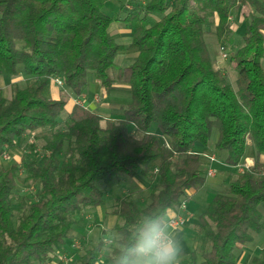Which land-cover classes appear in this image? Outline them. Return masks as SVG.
<instances>
[{"label": "trees", "instance_id": "16d2710c", "mask_svg": "<svg viewBox=\"0 0 264 264\" xmlns=\"http://www.w3.org/2000/svg\"><path fill=\"white\" fill-rule=\"evenodd\" d=\"M123 19L106 16V0H0V77L21 73L26 87L13 86L7 100L0 91V157L16 138L51 129L42 145L41 163L26 164L27 178L40 188L34 202H20L14 225L12 195L19 167L0 170V264H48L63 254L85 209L104 206V191L120 176H147L153 167L156 185L140 208L124 195L114 200L111 215L116 236L130 231L145 210L176 215L181 205L200 192L206 180L196 144L208 145L217 129L215 149L225 164L238 166L251 145L253 166L217 193L197 220L202 240L198 251L183 252L186 264H237L239 247L250 232L263 229L264 205V6L257 0H149L140 7L130 0ZM240 6L245 33L242 46L228 61L236 74L235 88L214 68L205 37L216 25L222 49L233 30L230 16ZM162 16L154 25L150 17ZM120 23L131 35L128 50L136 61L115 66L125 51L108 30ZM93 74L100 88H129L131 101L122 117L106 119L75 105L65 113L68 93L76 99ZM61 78L59 100L50 96L51 81ZM131 127V129H130ZM168 142H160V139ZM105 246L97 243L72 264H97ZM116 239L107 256L111 262ZM249 264H264V246Z\"/></svg>", "mask_w": 264, "mask_h": 264}, {"label": "rangeland", "instance_id": "374dc122", "mask_svg": "<svg viewBox=\"0 0 264 264\" xmlns=\"http://www.w3.org/2000/svg\"><path fill=\"white\" fill-rule=\"evenodd\" d=\"M148 1L149 0H137V4L140 7H143L147 4ZM132 6L133 4L130 0H106L102 12L108 17L117 15L119 16V19H123L126 13L131 10ZM161 19L162 16H152L150 17V24L154 25ZM119 30L126 31L120 23H114L110 26L108 33L111 40H113L117 45L123 46L125 48V51L118 54L116 60L114 61L116 67L124 69L132 65L136 61L138 54L134 50L127 49L131 43V37L127 39L126 37L117 34V31ZM207 31L208 32L205 37V41L209 54L213 62H215L220 56V50L222 49V47L219 46L217 38L215 36V27L211 26ZM229 48L230 45H227L225 49L223 48L228 55V58L230 54L227 53V50ZM227 62V64H229L228 60ZM229 76H226L227 80L232 85V87L235 88L236 79H234V77H231L230 79ZM26 81L27 78L21 73L20 68L19 75L16 78L11 79L5 75L0 77V91L4 98L10 100L12 87L17 86L20 89H24L26 87ZM118 88L122 89V87ZM62 91L63 90H60V94L62 93ZM67 93L69 98L73 97L70 92ZM86 93H88V100H91L92 96L98 93V89L96 86V77L93 74H89L87 78ZM96 99H98V104H100L99 97H97ZM116 101L119 102V104H127L128 102L130 103V94H128V97H124L123 99L120 95L115 96L114 98L111 97L110 101L108 100L107 102L116 103ZM67 110L68 108L65 109V113ZM52 132L55 131L46 128L16 138L13 145L6 149L5 155L0 157V170L13 163L17 164L19 167L17 187L15 188L12 195L14 225L17 223L18 213L21 208L20 202L23 200L27 202H34L38 198L40 188L37 183H33L27 178L28 174L26 171V164L34 159L39 160V162L41 163L42 158L46 155L42 150V145L45 143L46 139L50 137V134ZM217 136V129H213L207 145L208 149H211L212 151L215 150V141L217 139ZM160 142L164 143L165 141L160 139ZM249 152L250 150L247 149L246 155ZM155 174V169L152 167L151 172H149L147 176H138L134 179L120 176V183L116 187L106 189L102 185H99L101 190L104 191V197L106 200L105 205L100 206V216L97 215L96 211H94V208L83 210V212L81 213L82 221L78 226L74 228L70 239L66 242L64 253H57L52 258V261L48 264H72V262H74V260L79 255L83 254L85 250L95 245L101 236H103L105 240V246L98 256L97 264H107V256L110 252L111 247L115 243V239L117 238L113 228L118 223V220L115 216L110 214L114 200L124 195H128L137 202L140 208L145 207L148 203V195L156 185L157 180L155 178ZM214 176L212 178L206 177V184L214 185L217 181L222 182V180H220L219 174H214ZM227 185L228 180H223L221 185H219V187L217 188V193H226ZM211 197L212 195L208 193L207 188H204L197 195H195V197H193V199L190 200L188 204V211H195V213L189 215V217L185 219L186 222H184V225L182 227H179L182 230L181 232L183 237V250L185 253L199 250L202 240V234L199 230L197 213L200 211L202 212L201 208L199 207L208 203L207 201L211 200ZM258 209L264 215V205H260ZM109 215L113 216L114 219H109ZM250 234L252 235V241L239 247L237 255H240L238 254L239 251H245L246 249L251 250L254 247L261 249L264 246V228L259 232L251 231ZM182 264H186L185 258H182ZM237 264H244V261L239 260Z\"/></svg>", "mask_w": 264, "mask_h": 264}, {"label": "crops", "instance_id": "0c3cea01", "mask_svg": "<svg viewBox=\"0 0 264 264\" xmlns=\"http://www.w3.org/2000/svg\"><path fill=\"white\" fill-rule=\"evenodd\" d=\"M257 1L260 2L261 4H263V6H264V0H257ZM247 12H248V9L246 7L240 6L230 16V24L232 26L233 35H232L231 42L229 44L230 48L227 50L228 54L236 52L242 46V37L244 36V33H245V24H244V16L243 15H244V13H247ZM214 27H215V33H216V25ZM117 34L122 35V36L126 37L127 39H129L131 37V35L128 31H120L119 30V31H117ZM227 63L228 62H226V65H225L224 62H221L220 56H219L217 58V60L214 62V68L216 70L221 71L226 76L230 75L229 76L230 79H231V77H234V79H236L235 72L232 70V68ZM261 67H262V70L264 72V59L261 61ZM96 86L98 89V93L95 94L94 96H92L91 100H88V95H87L88 93H86V91L82 95V97L79 99H76L74 97L69 98V101L67 102V105L65 107V109L68 108L66 113L71 112V109L73 108V106H75L74 102L77 101L81 104V106H83L87 110L101 116L102 118H106V119L107 118H111V119L121 118L122 117L121 108L123 106L129 105V102L127 104H122V103L119 104V102H117V101H116V103L115 102L109 103L107 101L108 100L110 101L111 97L114 98L115 96H119V95L122 97V99L124 97H128V94H130L129 88H126L123 86H113L108 91H103L100 88V82L98 79H96ZM118 87H122V89H119ZM60 90H62V89H58V88L51 85L50 96L53 100H56V101L59 100L60 95H61ZM97 97H99L100 104L94 103V100ZM163 140L165 142H168L167 138H164ZM216 141H217V139H216ZM216 141H215V143H216ZM248 150H250V152L245 156V158L242 160V162L238 166L229 167L228 165L225 164L226 154L224 152H219L216 149L212 151L211 149H208L207 146L204 147L200 144H196L193 148V152L199 155L201 168H203L202 170L204 171V173L207 172L208 169L212 168L215 171V175L219 174L220 180H222V182H223V180H228V183L231 180L237 178L244 170H247L253 166V162H254V159L256 157L255 150L251 145L248 147ZM210 157H213L214 161H211ZM259 161H260V163H264V156H259ZM210 178H212V177H210ZM222 182L217 181V182H215L214 185L206 184V182H205L203 189L207 188L208 193H210L212 196H214L215 194H217V188L219 187V185H221ZM210 187H211V190H210ZM189 202L190 201L185 202V208L181 209L177 213L179 216L183 217L184 222H186L185 219H187V217H189V215H192L195 213V211H193V212L188 211ZM205 205H203L199 208H201V210H202V208H204ZM94 209H95L94 211H96L97 215L100 216V211H101L100 207H97ZM200 213H201V211L197 213V217ZM261 215H262V222L264 224V215L262 213H261ZM108 218L114 219V217L110 216V215ZM263 228H264V226H263ZM181 235H182V232H181ZM261 249L254 247L251 250L246 249L245 251H243V250L239 251L238 254H240V255H237V260L238 261L239 260L244 261V264H249L251 259L254 256H258L260 254ZM183 252H184V250H183Z\"/></svg>", "mask_w": 264, "mask_h": 264}, {"label": "clouds", "instance_id": "9594fccd", "mask_svg": "<svg viewBox=\"0 0 264 264\" xmlns=\"http://www.w3.org/2000/svg\"><path fill=\"white\" fill-rule=\"evenodd\" d=\"M162 209L145 210L116 238L110 264H182L183 237Z\"/></svg>", "mask_w": 264, "mask_h": 264}, {"label": "built area", "instance_id": "2783aa9c", "mask_svg": "<svg viewBox=\"0 0 264 264\" xmlns=\"http://www.w3.org/2000/svg\"><path fill=\"white\" fill-rule=\"evenodd\" d=\"M220 60H221V62H224V63L227 62V60H228V55L226 54V52H225L224 49H221L220 50ZM51 85L54 86V87H56V88H58V89H62L63 88V81H62L61 78H55V79H53L51 81ZM94 103L95 104H98L99 103L98 99H95L94 100ZM74 105L81 106V104L79 102H77V101L74 102ZM210 160L211 161H214V158L213 157H210ZM155 172H157V170H155ZM214 174H215V171L212 168H210L206 172V177H209V178L210 177H213ZM184 208H185V203H183L181 205L180 210L181 209H184ZM169 218L171 219V227L173 229H175L177 227H182L184 225V219H183V217L179 216L178 214H176V215H170Z\"/></svg>", "mask_w": 264, "mask_h": 264}]
</instances>
